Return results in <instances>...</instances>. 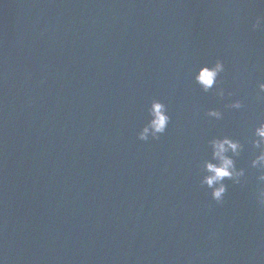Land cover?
<instances>
[{"label":"water","instance_id":"water-1","mask_svg":"<svg viewBox=\"0 0 264 264\" xmlns=\"http://www.w3.org/2000/svg\"><path fill=\"white\" fill-rule=\"evenodd\" d=\"M258 18L264 0H0V264H264ZM153 100L171 120L143 141ZM225 135L246 176L218 203L201 181Z\"/></svg>","mask_w":264,"mask_h":264},{"label":"clouds","instance_id":"clouds-1","mask_svg":"<svg viewBox=\"0 0 264 264\" xmlns=\"http://www.w3.org/2000/svg\"><path fill=\"white\" fill-rule=\"evenodd\" d=\"M264 24V18H258L255 28ZM225 71L224 62L218 59L214 66H204L196 75V82L205 92L212 90L219 83L218 77ZM217 94L220 97L225 96V89L219 88ZM229 96L233 93L229 92ZM257 99L264 100V82L259 83ZM231 109H242L244 104L241 100H235L227 105ZM152 119L139 132V139L148 141L159 139L160 135L165 133L170 123L171 117L168 114V107L160 100H153L149 109ZM207 115L216 120H222L224 113L219 109H210ZM253 148L258 150L251 160V167L259 171L257 181L259 184L256 193V199L261 206H264V121L258 122L254 127L252 138L249 141ZM211 149V158L204 161L203 168L207 173L201 183L212 189V198L218 203L223 202L228 191L226 180L234 184H241L246 176L244 168L237 167V157L244 151L245 145L239 140L225 135L215 137L208 141Z\"/></svg>","mask_w":264,"mask_h":264}]
</instances>
